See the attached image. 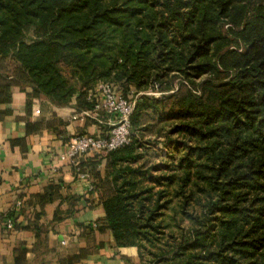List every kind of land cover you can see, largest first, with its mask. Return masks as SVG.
Masks as SVG:
<instances>
[{
  "label": "trees",
  "instance_id": "obj_1",
  "mask_svg": "<svg viewBox=\"0 0 264 264\" xmlns=\"http://www.w3.org/2000/svg\"><path fill=\"white\" fill-rule=\"evenodd\" d=\"M98 81L140 93L131 142L96 153L113 187L101 229L146 264H264V0H0L8 112L92 109Z\"/></svg>",
  "mask_w": 264,
  "mask_h": 264
},
{
  "label": "crops",
  "instance_id": "obj_2",
  "mask_svg": "<svg viewBox=\"0 0 264 264\" xmlns=\"http://www.w3.org/2000/svg\"><path fill=\"white\" fill-rule=\"evenodd\" d=\"M79 112L75 101L58 106L44 97L29 115L0 104V264H146L136 246H119L109 228L101 229L103 201L113 192L107 160L96 153L85 159L95 185L89 190L65 157L72 135L107 128ZM51 184L64 199L43 205L39 195ZM57 209L61 221H54ZM7 218L15 219L11 229Z\"/></svg>",
  "mask_w": 264,
  "mask_h": 264
},
{
  "label": "built area",
  "instance_id": "obj_3",
  "mask_svg": "<svg viewBox=\"0 0 264 264\" xmlns=\"http://www.w3.org/2000/svg\"><path fill=\"white\" fill-rule=\"evenodd\" d=\"M150 90L147 94H155ZM140 94V93H139ZM137 96L128 99L116 85L109 81H98L88 90L87 99L94 103L92 109L82 110L78 113L81 118L89 117L107 126L106 131L96 133H76L70 137L66 145L65 157L74 167L76 176L88 183L89 190H95L90 167L86 158L101 151H113L131 142L132 123L131 116L136 106ZM34 112L39 113V108ZM84 159V160H83ZM22 206L17 201L16 207ZM6 226L13 228L14 221L7 218Z\"/></svg>",
  "mask_w": 264,
  "mask_h": 264
},
{
  "label": "rangeland",
  "instance_id": "obj_4",
  "mask_svg": "<svg viewBox=\"0 0 264 264\" xmlns=\"http://www.w3.org/2000/svg\"><path fill=\"white\" fill-rule=\"evenodd\" d=\"M10 64V61L9 60H6L5 62H4V66L5 67H7L9 64ZM177 84V83H176ZM150 91V90H149ZM148 92V91H147ZM152 95H154V96H156V97H159V96H161L162 95V93L161 92H156L155 94H152ZM138 96H139V94H138ZM137 96V97H138ZM136 97V96H135ZM107 129V128H106ZM106 131V130H105ZM153 140H155L153 143V145H154V147H157L159 150L160 149H164L163 147L165 146V142H166V140H165V138L164 137H161V138H158V139H156V138H154V135H152V136H150ZM148 138H149V136H148ZM154 158V157H153ZM155 161V160H154Z\"/></svg>",
  "mask_w": 264,
  "mask_h": 264
}]
</instances>
